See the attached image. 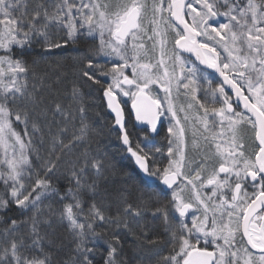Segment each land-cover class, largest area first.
Returning a JSON list of instances; mask_svg holds the SVG:
<instances>
[{"label":"snow or ice","instance_id":"snow-or-ice-1","mask_svg":"<svg viewBox=\"0 0 264 264\" xmlns=\"http://www.w3.org/2000/svg\"><path fill=\"white\" fill-rule=\"evenodd\" d=\"M145 20L150 28L146 29ZM85 27L87 35L99 36L98 47L91 49L88 55L118 57L120 62H113L111 68L105 70L88 59L81 78L103 91L108 109L115 114L122 142L135 165L148 178L161 180L171 189V209L178 213V217H174L176 225L169 219L168 212L164 213V220L175 241V254L165 257L164 264H264V0H114L112 3L0 0V147L5 150L2 163L7 166L6 171L0 170V223L6 225L0 229V264H55L48 230L56 223L65 225V221L75 247L64 264H95V247L88 246L89 234L93 240L99 236L93 228L95 221L107 223L114 229L102 264H119V231L122 228L130 231L129 219L143 216V209L122 196L115 216L106 217L93 202L87 211L90 219L79 221L86 198L98 194V182L110 167L99 158V151L95 156L84 151L70 162L65 173L68 187L63 192L49 179L60 171L61 156L55 155L56 145L59 144L64 154L65 150L71 151L76 144L83 143L88 135V124L84 120L86 108L80 103L82 86L74 85L71 93L73 101L78 102L80 126L65 143L62 137L67 128L52 133L54 119L50 121L49 114L53 118L56 115L68 118L72 113L42 94L43 78L36 77L33 70L37 61L32 60L30 64L25 53L38 44L44 54H51L53 49L62 48L70 41L75 43L78 36L85 34L81 31ZM60 28L66 29V38L58 41L53 39V30ZM140 35L151 41L153 54L158 49L159 58L154 63L141 62L142 56H148V50L143 42L136 43ZM184 53L194 55L195 61L205 68H200ZM129 69L130 73H126ZM207 69L215 70L222 77L215 86ZM30 71L39 80V84L33 83L31 87ZM201 81L208 85L205 96L211 94L213 103H219L220 107L209 108L201 102L197 96ZM152 85L163 90V98L151 95ZM181 90L186 104L177 105L175 100ZM121 94L132 98L136 119L146 120L150 125L143 134L148 151L139 142L133 148L118 99ZM241 103L244 111L238 110ZM197 106L204 113L196 117L204 132L209 131L210 123L215 126L218 117L221 128L218 135L223 136L226 129L230 136L227 147L215 143L214 155L218 157L215 164L209 163V155L199 160L193 157L191 161L185 155L188 111ZM180 113L184 115L181 117ZM169 116V122L175 123L167 128V152L169 157L175 158L169 160L167 167H151L155 162L150 153H160L161 148L150 147L149 134L158 133L157 123L162 124L163 118ZM246 124L251 125L258 141L257 149L250 154L246 153L239 135L240 127ZM21 125L23 135L17 131ZM45 127H48L52 151L43 164L44 176L36 174L32 181L28 151H36L34 139L43 143ZM198 136H202L205 143L209 139L199 128L193 127L194 149ZM212 139L215 140V136ZM16 145L18 152L14 151L8 158V148L15 149ZM89 170L95 176L91 181ZM26 177L29 183L25 182ZM205 188H210V192H203ZM186 189L191 193L187 197ZM48 196L62 202L71 201L64 203L58 220L39 213L38 204ZM13 205L33 214L27 220L10 219L7 213ZM190 211L191 226L186 222ZM22 225L27 226V231L21 230ZM202 241L203 247L200 246ZM209 244L214 246V251L207 250Z\"/></svg>","mask_w":264,"mask_h":264},{"label":"trees","instance_id":"trees-1","mask_svg":"<svg viewBox=\"0 0 264 264\" xmlns=\"http://www.w3.org/2000/svg\"><path fill=\"white\" fill-rule=\"evenodd\" d=\"M53 32V39L60 41L62 38H66V29L64 28L54 29ZM98 45L99 38L87 36L85 33L78 36L75 43L70 41L62 48L53 49L51 54H44L38 44H34L32 49L25 53V59L30 64L32 60L37 61L33 70L36 77L43 78L42 94L48 101L59 102L67 111L72 113V116L68 118L60 115L53 118L51 113L49 114V120L54 119V123L51 124L52 133H56L60 128H67V132L62 137L65 143L72 139L73 133L77 132L80 126V114L76 111L78 102L73 101L71 93L74 85L82 86L80 88L82 96L80 103L86 108L84 120L88 124V135L83 143L76 144L71 151L65 150L64 154H61L59 144L56 145L55 155L61 156L60 171L56 175H50L49 179L55 187L63 192L68 187L65 173L70 162L76 160L84 151H89L94 156L99 151V158H102L110 167L106 169L103 178L98 182V194L94 198H86L83 205L84 211L78 217L79 221L86 222L90 219L87 216V211L93 202L100 207L106 217L115 216L117 209L121 207L122 196L126 197L129 203L143 209V216L135 218V220L129 219L130 231L123 228L119 231L121 238V246L117 255L119 264H164L165 257L175 254V241L166 228L164 213L168 212L169 219L174 226L176 225L174 217H178V213H174L171 209V193L161 187L158 179H145L127 155V151L120 141V133L114 128L113 119L109 115L102 98L103 91L98 86L86 84L81 78L80 73L86 69L88 59H93L95 64L105 70L109 69L107 59L88 55L89 51ZM101 79L104 78L101 77ZM28 81L29 87L33 83L39 84V80L33 77L32 71L29 72ZM125 100L124 97H121L125 111V130L129 132L130 140L135 149V144L139 142V139L136 142V137H139L143 142L144 131L138 129L134 133L132 129L134 126L133 119ZM22 128L21 125L17 131H21L23 135ZM44 131L43 143L41 144L34 139L33 149L36 151H28L29 159L32 162V181L36 179V174L41 177L44 176L43 164L52 151L51 138L47 134L48 127H45ZM149 139L152 141L150 147L153 149L161 148V152L156 153L155 156L159 158L158 163H152L150 166L155 168L167 167L169 164L168 137L163 131H160L156 137L152 138L149 135ZM141 147L148 151L144 142ZM154 155V151L150 153L151 160ZM88 178L89 181L95 179L91 170H89ZM25 182H30L27 177ZM68 202L71 201L62 202L54 196L42 198L38 204L39 213H42L44 217L58 220L59 213L63 211L64 203ZM32 214V211L25 212L13 205L7 216L10 219L27 220ZM66 223L65 221V225ZM65 225L56 223L53 229L48 230L55 264H64L73 254L75 247L73 235ZM5 226V224L0 223V229ZM93 228L99 236L93 240L89 234L88 246L93 247L94 245L95 247V264H102L103 258L107 255L108 241L111 240L114 229L111 225L99 221L93 223ZM21 230L27 231V226L22 225ZM142 233H146V235Z\"/></svg>","mask_w":264,"mask_h":264},{"label":"flooded vegetation","instance_id":"flooded-vegetation-1","mask_svg":"<svg viewBox=\"0 0 264 264\" xmlns=\"http://www.w3.org/2000/svg\"><path fill=\"white\" fill-rule=\"evenodd\" d=\"M184 56H185V57H188V58H190L192 61H194V60H193L191 57H189L188 55L184 54ZM194 62H195V61H194ZM195 63H196V62H195ZM196 64H197V63H196ZM197 65H199V64H197ZM199 67L203 69V67H201L200 65H199ZM126 73H129V71L127 70ZM207 73L209 74V78L212 79L213 86H215L217 83L220 82L219 79L216 77V75H215L212 71H210V70L207 69ZM176 74H177V75L180 74V69H179V67L176 68ZM200 84H201V89L197 92V96L201 99V102H202V103H205V105H206L207 107H209V108H211V107H220V104H219V103H215V104L213 103V99H212L211 94L205 96V91H204V90L207 89V87H208L207 83L204 82V81H201ZM153 86H155V85H152L151 88H152ZM155 87H157V91L160 93V96L163 98V97H164V93L161 92V91H163V90H162L158 85L155 86ZM133 89H134V91H135V88H133ZM173 95H174V97H175V96H176V93H173ZM127 97H128V96H127ZM158 97H159V96H158ZM158 97L156 96V98H158ZM131 99H132V98H131ZM131 99H130L129 103L127 102V104H128V108H129V111H130V115H131V110H130ZM175 103H176L177 105H180V104H186V100H185V97H184V95H183V90H181L180 95H179V98L175 100ZM234 108H235V107H234ZM189 112H191V114H193V116H194V120H195V121H197V120H196V117H197V116H201V117H202V116L204 115L203 110H202V109H198V106H197V107H194L192 110H189ZM179 115L182 117V116H183V113H180ZM131 117H132V115H131ZM132 119H133V117H132ZM211 119H212V117L209 116V120H210V121H211ZM218 119H219V118L217 117V118H216V121H217V122H216V124H215L214 127H213V125L210 123V125H209V131H208V132H204L203 125L200 124V123L197 121L198 124H199V126H198L197 128L200 129V132H201L204 136H208L209 139H208V142L205 143V141L203 140L202 136H198V137H197V140H196L197 147H196L195 149L193 148V144H192V130L189 131L190 136H189V137H185V142H186V147H185V149H186V151L189 150V149L192 150V154H190V155H187V154H186V151H185V155H186V158H187L188 161H191V160L193 159V157H195L197 160H199V159H201L204 155H209V156H211V160L209 161V163H210V164H215V161L218 159V157H216V156L214 155V153H215V151H216V150H215V143H220V144L222 145V148L228 146V144H227L226 142L230 139V136H229L227 130H226V129L224 130V135H223V136L218 135V133L221 131L220 125H219V123H218ZM132 121H133V124H134V126H135V127H134V126L132 127V129L134 130V133H135V130H138V129H140V130H142V131L148 130L146 127H145V128H139V127H137L136 124H135V122H134V119H133ZM169 121H170V116H169L168 118H163V123L160 125V129H159V132H160V131H163V133L166 134V136L168 137V141H169V133L167 132V128L170 127L171 124H174V123H175V121H171V123H170ZM149 135H150V134H149ZM157 135H158V134H156L154 137H156ZM160 136H162V135H160ZM213 136H215V140L212 139ZM136 139H137L136 142H138V139H139V143H140V145L143 146V142H142V140H141L139 137H138V138L136 137ZM254 139H255V137H254ZM168 144H169V143H168ZM256 149H257V148H256ZM250 153H252V152H250ZM250 153H249V154H250ZM155 156H156V153H155L154 156H152V160L157 164L159 158H157V157H155ZM160 158H161V157H160ZM215 166L218 167V165H215ZM221 175H223V174H221ZM186 190H187V189H186ZM186 190H185V194H186V193L189 194L190 192H189L188 190H187V191H186ZM251 191H252V189L249 188V192H251ZM203 192H210V188H205V189H203ZM187 194H186V195H187ZM197 214H199V213H197ZM186 221H187V222L189 223V225L191 226V211L189 212ZM200 246H202V247L204 246V245H203V241L201 242V245H200ZM207 250L214 251V246L211 245V244L207 245Z\"/></svg>","mask_w":264,"mask_h":264},{"label":"rangeland","instance_id":"rangeland-1","mask_svg":"<svg viewBox=\"0 0 264 264\" xmlns=\"http://www.w3.org/2000/svg\"><path fill=\"white\" fill-rule=\"evenodd\" d=\"M103 2L112 3V2H114V0H103ZM165 15H167V13H165ZM144 23H145L146 29L151 27L149 25V23H148V20H145ZM76 24H77V27L79 28V24H80L79 19L76 20ZM81 31L82 32L85 31V33H86V31H87L86 30V27H85V29H82ZM87 36H89V35H87ZM95 37L99 38L98 35H96ZM169 39H171V34L169 35ZM141 42H143L145 44V49L148 50V56L147 57L142 56L141 57V62L142 63H154L155 62V59H158L159 58L158 49H157L156 53L153 54V52L151 50V41H149L147 39V37L144 36V35L138 36V38L136 40V43H141ZM130 43H131V41H130ZM169 47H171V44L169 45ZM217 50L218 51H221V49H219V48ZM99 57L104 58V59H107L109 68H111L113 62H117V63L120 62L118 57H104V56H99ZM128 71L130 73V69ZM151 71L152 72H155V69H152ZM170 71H171V69H170ZM155 86H157V85H155ZM155 86H153L151 88L152 89L151 95H153L154 97H156V96L158 97L159 96L158 98H162L160 96V93L157 91V87H155ZM132 91H134L133 88H132ZM161 92H163V91H161ZM174 93H175V91H174ZM183 115H184V113H183ZM188 115H189L190 119H189V122L185 125V129H186L185 137H189L190 136L189 131H191L193 129V127H196L197 128L199 126L198 122L194 120L193 114H191V112L188 111ZM182 123H183V121H182ZM239 135L241 136L242 142L245 145V151H246V153H250V152H253L254 150H256L257 145H256V143L254 141V130L252 129L251 125H248V124L242 125L240 127V129H239ZM10 144H11V141H10ZM18 150H19V146L18 145L15 146V149H13L12 147H9L8 148V151H7V157L8 158H11L13 156V154H14V151L18 152ZM184 151H186V149H184ZM186 154L187 155L192 154V150H190V149L187 150L186 151ZM167 155H168V153H167ZM174 158L175 157H169V160L170 159H174ZM4 159H5V150H4L3 147H0V170L6 171L7 170V166L2 163V161ZM184 170L187 171V168H185ZM186 194L184 193V195L186 197L189 196V195H191V193H189L187 195Z\"/></svg>","mask_w":264,"mask_h":264},{"label":"water","instance_id":"water-1","mask_svg":"<svg viewBox=\"0 0 264 264\" xmlns=\"http://www.w3.org/2000/svg\"><path fill=\"white\" fill-rule=\"evenodd\" d=\"M184 54L190 56V57L195 61V56H194V55L189 54V53H184ZM195 62H196L197 64H199L198 61H195ZM200 66L203 67V68H205L204 65H200ZM208 70L212 71V72L217 76V78L219 79V81L222 80V77H220V76H219V73L215 72V70H213V69H208ZM226 90H227V89H226ZM103 99H104L105 104H106V106H107V98L103 96ZM233 102H234V104H235V96H234V94H233ZM121 107H122V106H121ZM239 108H240L241 110L244 111L242 103L240 104V107H239ZM122 109H123V108H122ZM107 110H108L109 114H110V115L113 117V119H114V127L120 132V130H119V126L115 125V114L112 113L111 110L108 109V107H107ZM131 112H132V116H133V118H134L135 124H136L137 126H139V127L147 126V127L150 129V125L147 124V121H146V120H137V119H136V112H135V109H133V107H132V103H131ZM246 114H247V113H246ZM124 120H125V115H124ZM160 125H161V123L158 122V123H157L158 131H159ZM151 134H152V135H155V134H157V133H151ZM120 138H121V142H122V134H121V132H120ZM255 140H256V139H255ZM256 143H257V145H258V141H256ZM122 145H123L125 148H127V146L124 145L123 142H122ZM128 155L131 157V154H130L129 152H128ZM131 158L133 159V162H134V158H133V157H131ZM134 165H135V163H134ZM135 167L137 168V170L141 173V175H142L145 179H147V180H150V179H151V178H148V177L142 172V170H140V169L138 168L137 165H135ZM160 183H161L162 187H163L166 191L171 190V189H167V186L164 185L162 181H160ZM208 251H210V250H208Z\"/></svg>","mask_w":264,"mask_h":264},{"label":"bare ground","instance_id":"bare-ground-1","mask_svg":"<svg viewBox=\"0 0 264 264\" xmlns=\"http://www.w3.org/2000/svg\"><path fill=\"white\" fill-rule=\"evenodd\" d=\"M238 110L243 111V110H241L240 108H239ZM245 114H246V113H245ZM167 153H168V152H167Z\"/></svg>","mask_w":264,"mask_h":264}]
</instances>
